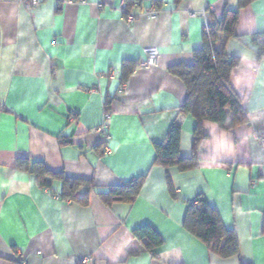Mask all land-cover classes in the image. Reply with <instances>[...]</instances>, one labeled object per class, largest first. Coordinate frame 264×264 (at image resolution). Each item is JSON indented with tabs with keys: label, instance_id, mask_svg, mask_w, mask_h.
Returning a JSON list of instances; mask_svg holds the SVG:
<instances>
[{
	"label": "crops",
	"instance_id": "1",
	"mask_svg": "<svg viewBox=\"0 0 264 264\" xmlns=\"http://www.w3.org/2000/svg\"><path fill=\"white\" fill-rule=\"evenodd\" d=\"M101 2L44 0L29 10L0 0V264H264V59L252 42L264 34V0ZM226 9L239 12V37L215 47L241 58L230 80L249 122L205 121L195 149L197 120L179 110L188 92L171 69L194 63L209 13L220 19ZM198 11L207 16L190 15ZM149 48L158 63L140 67ZM175 122L181 155L196 153L197 168L154 163ZM19 159L87 182L78 192L86 199H62L60 179L42 186ZM144 174L130 203L99 196ZM200 195L236 232L238 256H218L185 227ZM145 225L163 239L157 255L134 235Z\"/></svg>",
	"mask_w": 264,
	"mask_h": 264
},
{
	"label": "trees",
	"instance_id": "2",
	"mask_svg": "<svg viewBox=\"0 0 264 264\" xmlns=\"http://www.w3.org/2000/svg\"><path fill=\"white\" fill-rule=\"evenodd\" d=\"M253 0H240V8L245 7ZM210 23L205 28L203 46L195 51L192 65H177L171 72L183 80L187 87V98L179 107L181 113L192 115L197 120L194 147L205 139L203 130L205 121L215 123L220 127L238 125L249 122V115L241 98L235 93L231 85V73L241 63V58L227 53L225 43L220 49L215 47L223 37H239L236 26L239 12L226 9L220 19L209 13ZM257 58L264 59V34L252 38ZM155 165L165 169L176 167L180 171H188L199 166L196 153L191 158L181 155V126L173 123L167 140L163 144H156ZM20 169L35 174L42 186L50 185L46 180L48 176L60 179L62 182L61 197L64 200L84 201L86 197L78 195L84 182L66 176L63 172L54 173L41 161L18 160ZM147 174L136 179L119 183L100 192L99 196L108 205L116 202L130 203L142 191ZM169 188L174 195L175 190L168 176ZM196 204L189 206L184 225L199 240L204 242L210 250L222 258L239 255V241L234 230L225 227L218 210L212 206L203 195L198 196ZM264 230V229H263ZM135 237L143 245L154 251L163 244L162 237L150 226H142L134 231Z\"/></svg>",
	"mask_w": 264,
	"mask_h": 264
},
{
	"label": "built area",
	"instance_id": "3",
	"mask_svg": "<svg viewBox=\"0 0 264 264\" xmlns=\"http://www.w3.org/2000/svg\"><path fill=\"white\" fill-rule=\"evenodd\" d=\"M17 1L23 3L26 6V8L29 10H32L33 8L39 7L44 2V0H17ZM109 1H111V0H102V2L100 4L101 8H103V6L105 4H108ZM123 10L125 12H127L126 4H124ZM156 15H157V11L155 9H153L151 11V16H156ZM190 15L191 16L206 17L207 12L206 11L192 12ZM134 18H135L134 14H130L128 17V19L130 21H132ZM145 54H146V59L139 63L140 67H148V66L157 65L158 60H159V55H160L159 50L157 48L146 49ZM257 138L261 144H264V135H258L257 134Z\"/></svg>",
	"mask_w": 264,
	"mask_h": 264
}]
</instances>
